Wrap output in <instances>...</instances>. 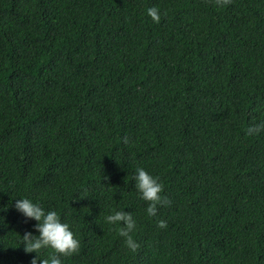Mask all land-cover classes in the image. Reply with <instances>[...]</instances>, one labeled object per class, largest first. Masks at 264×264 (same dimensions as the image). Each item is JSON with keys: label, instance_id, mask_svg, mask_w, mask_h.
Here are the masks:
<instances>
[{"label": "trees", "instance_id": "1", "mask_svg": "<svg viewBox=\"0 0 264 264\" xmlns=\"http://www.w3.org/2000/svg\"><path fill=\"white\" fill-rule=\"evenodd\" d=\"M261 121L264 0H0V264L35 255L19 197L80 241L61 264H264ZM137 167L162 184L151 217Z\"/></svg>", "mask_w": 264, "mask_h": 264}, {"label": "clouds", "instance_id": "2", "mask_svg": "<svg viewBox=\"0 0 264 264\" xmlns=\"http://www.w3.org/2000/svg\"><path fill=\"white\" fill-rule=\"evenodd\" d=\"M146 14L152 22L158 23L161 13L155 6L148 7ZM264 129V121L258 122L246 129L248 134H256ZM134 188L141 200L146 202L145 213L147 216H154L157 211V205L165 203L162 196V184L158 177L146 171L143 167H137L133 173ZM14 209L25 219L35 221L33 228L36 232H25L20 237V244L25 253H35L31 257L29 264H61V257H67L75 253L80 246V241L75 237L68 223L62 222L58 212L54 209H45L39 202L33 201L28 197H19L15 199ZM104 222L108 225H118L116 228L119 237L123 238L124 245L135 250L137 243L130 233L136 227V221L131 212L123 210H113L104 216ZM157 226L163 228L164 221H157ZM48 250L46 258L38 253Z\"/></svg>", "mask_w": 264, "mask_h": 264}]
</instances>
